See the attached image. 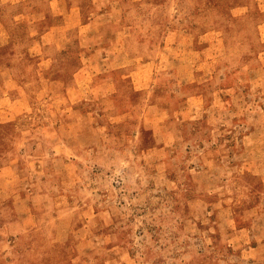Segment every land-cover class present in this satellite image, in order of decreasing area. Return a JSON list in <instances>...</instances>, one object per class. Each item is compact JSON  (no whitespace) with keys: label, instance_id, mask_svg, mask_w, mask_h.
Segmentation results:
<instances>
[{"label":"rangeland","instance_id":"1","mask_svg":"<svg viewBox=\"0 0 264 264\" xmlns=\"http://www.w3.org/2000/svg\"><path fill=\"white\" fill-rule=\"evenodd\" d=\"M74 1L82 4V29L67 33L64 48L49 45L55 35L31 34L34 24L43 34L59 20L44 1L40 15H23L12 37L45 44L41 55L55 57L57 81L45 79L50 74L27 53L24 65L35 67L20 78L23 106L0 124V164L17 158V188L29 200L19 210L0 200V264H264L257 247L264 215L256 218L264 211V144L246 138L264 134V6ZM22 47H0V62ZM179 51L186 63L177 61ZM149 59L150 84L133 91L126 74ZM54 85L63 94L46 95ZM120 87L130 96L118 103ZM219 95L229 108L218 111L211 131L206 119L217 117L210 104ZM185 105L192 119L178 124ZM150 107L149 119L176 121L170 151L153 145L151 131L137 138ZM69 114L84 127L75 122L76 137L56 147L69 133L53 120Z\"/></svg>","mask_w":264,"mask_h":264},{"label":"crops","instance_id":"2","mask_svg":"<svg viewBox=\"0 0 264 264\" xmlns=\"http://www.w3.org/2000/svg\"><path fill=\"white\" fill-rule=\"evenodd\" d=\"M45 2L47 10L50 12V14L56 15L59 17V20L54 21L50 23L43 34H40L39 31L36 29V24L33 25L34 31L31 32L32 35H39V37H53L55 35V39L52 40V42L49 44L51 47L56 46L58 48H64L63 44H65V38L67 36V33L71 29H82L79 27V24L81 26V23L79 22L81 13H82V4L78 1L74 0H0V47H8V46H16L20 47L23 46L22 49L17 51V54H8L7 55V60L4 62H0V124L4 122H7L9 120V112L11 109L17 110L20 107L23 106L24 100L23 96L25 95V87L23 84L20 82V78L24 73V69H29L31 70L32 68L35 67H26L24 65L25 61L29 60L27 58V53L28 54H33L35 57H37V63L39 65V69H43L46 71L45 73L50 74L48 77L45 79H49L51 81H57L55 76L52 74L56 70L57 66V61L55 60V57L52 55H41V49L45 44L43 45L41 41L38 39L37 41H33L31 44H26L23 45L20 43V41H12L13 34L16 30V28L20 25L19 21L22 20L23 15L26 13L28 14H33L37 15L41 13L40 11V3ZM96 1V0H94ZM259 2V5L264 6V0H257ZM23 5V6H22ZM25 5H28L29 7H26ZM104 9V8H103ZM102 7L99 9V12L102 13ZM100 13V14H101ZM93 21V20H92ZM91 21V22H92ZM19 24V25H18ZM91 24V23H90ZM89 24V25H90ZM83 25V24H82ZM259 28V33L262 36V41H264V19L260 21L258 24ZM173 31V29H169L167 34H170ZM212 31V30H209ZM126 37V36H125ZM54 38V37H53ZM166 38V37H165ZM166 41V40H164ZM166 45L168 43L166 42ZM37 47V50H36ZM177 47H185V43L179 41ZM46 52L45 50H43ZM176 57V56H173ZM172 57V60H173ZM185 53H182L179 51L177 61L180 63H186L187 60L185 58ZM18 63H21L22 65H18ZM151 60H138L135 62V65L133 68L127 73L126 75L129 76V84L132 87L133 91H139L143 92L146 91L149 84H150V78H151V66H150ZM66 69V68H65ZM20 75V76H19ZM46 75V74H45ZM40 79V78H39ZM58 79V78H57ZM50 82V81H49ZM58 82L59 79H58ZM55 84L54 82H50L52 85ZM66 85H68L66 83ZM55 90L52 92L48 91L45 92L46 95L53 94L55 96H60L61 93L63 92L62 87H58L54 85ZM120 90V93H119ZM119 93L118 99L119 102H123L125 99V95L129 97L128 91L121 92V87L117 89ZM41 92V91H39ZM63 94V93H62ZM215 96L214 99L211 101V107L210 111L212 113H215L217 116L216 118L213 116L210 119H206L207 122L209 123V126L212 128L211 131L216 130L215 128L218 125V111L219 110H226L229 107L226 106V104H221L219 103L220 100H222L224 103L226 99V96ZM57 101V100H55ZM60 101V100H59ZM115 103H117L115 101ZM135 107L134 104L130 103L129 108ZM200 107L198 104L196 108ZM70 110H74L72 107L69 108ZM152 111V108L150 107L145 111L144 118L141 122L137 124V131L138 135L137 138L140 139L143 136V133L146 131H151V135L153 138L156 139V142L153 143V145H159L163 144L168 145V150L170 147L174 144L175 140L178 138L177 136V129L176 127V121H167V119H162L158 121H154L153 119L150 118V112ZM187 111V106L185 105L183 108L179 110V115L176 117L178 124H182L187 117L191 118V115L186 116L185 113ZM204 111H207L204 109ZM71 114L66 115V119L64 122L61 120H58L57 118L53 120L55 123V126H57V129L61 128H67V132L69 135H66L65 138L63 137H58L59 140L55 141L53 143L54 146L56 147H61V144H65L69 141L70 139H74L75 134L73 133V128H75V122H79V125L81 127H84L82 124L81 120H74L70 117ZM68 116V117H67ZM195 117V116H193ZM221 120V119H220ZM51 122V123H53ZM52 127H55L54 125H51ZM56 128V127H55ZM257 137V138H256ZM254 136V133L252 135L248 134L246 138L249 140L250 138L257 139L258 143H263L264 144V134L262 133L261 135ZM83 141L87 139H83L82 135L80 136ZM260 140V141H259ZM88 141V140H87ZM61 143V144H60ZM170 151V150H169ZM67 153V152H66ZM206 151H202L201 155L199 158L202 160L205 158L208 159L209 155L205 154ZM211 153V152H210ZM55 155H61L58 154L56 151L54 153ZM68 154V153H67ZM66 154L65 157H68ZM69 155V154H68ZM212 156L211 159L212 160ZM200 159V160H201ZM17 158L16 160H10L7 161L3 164H0V200L4 201L7 199L13 200V203L17 206V210L20 209L21 207H24L25 205L28 204L29 200L27 199V195L24 193L19 192V189L17 186H23L21 182V174L19 171V166L17 164ZM199 168V166H198ZM203 169V167L201 166ZM198 170V169H197ZM200 171V170H199ZM18 190H17V189ZM16 192V193H15ZM15 195H14V194ZM25 203V204H24ZM23 209V208H22ZM16 210V211H17ZM19 212V211H18ZM257 214H259L256 218L260 219L264 215V211H257ZM257 221V219H256ZM262 249H264V242H259L258 246Z\"/></svg>","mask_w":264,"mask_h":264}]
</instances>
